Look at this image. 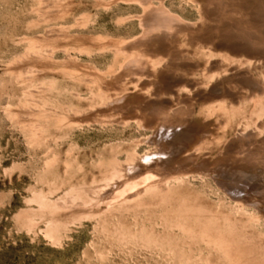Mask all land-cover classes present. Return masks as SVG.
<instances>
[{"label":"rangeland","instance_id":"rangeland-1","mask_svg":"<svg viewBox=\"0 0 264 264\" xmlns=\"http://www.w3.org/2000/svg\"><path fill=\"white\" fill-rule=\"evenodd\" d=\"M39 1L0 0V264H264L261 211L236 201L207 172L249 176L252 196H262L264 142L244 153L235 148L251 145V127L264 124V62L246 67L244 56L222 52L214 67L220 76L211 80L217 59L202 44L243 39L237 21L255 11V0H201L203 24L199 3L165 0L182 19L205 27L163 43L157 52L176 57L151 77L120 83L110 73L125 58L114 47L141 34L143 7L135 0H64L56 16L39 20ZM59 25L67 33L51 56L27 54L31 39ZM249 71L260 82L253 96L243 80ZM194 82L192 91L184 86ZM117 95L124 101H114ZM160 101L171 112L185 108L190 120L175 154L150 163L153 174L143 180L138 161L153 149L145 140L163 117L145 104ZM120 104L129 107L112 109ZM208 105L227 109L223 127L214 115L211 124L201 120ZM100 112L109 117L97 119ZM202 130L208 143L186 150Z\"/></svg>","mask_w":264,"mask_h":264},{"label":"bare ground","instance_id":"bare-ground-1","mask_svg":"<svg viewBox=\"0 0 264 264\" xmlns=\"http://www.w3.org/2000/svg\"><path fill=\"white\" fill-rule=\"evenodd\" d=\"M63 1L64 0H40L39 3L41 5L40 7H42V8L40 9V12L38 13V15H39L38 19L39 20H45V19L47 20L48 18H52L53 16H56L55 14H53V12L59 11L63 8V6H64ZM135 1H137V3H139V5H141L143 7V13L141 15H138L140 24L142 26V32L140 35H138L134 38H131L128 40H123L121 42V44L114 47V49L116 50V53H122L124 55V58H125L124 63L120 66V68L122 70H125L124 73L119 74L117 72L120 68L118 70L112 71L110 73L112 75V78L115 81V83L124 82V80H136L139 82L140 80H142L144 78L151 77L153 75V73L155 71L159 70V68L161 66L166 65L169 62V60H171V58L174 59V57H176V56H174V54H171V55L168 54L169 56H165V55L163 56L159 52H157V50H159L160 48H164L162 46L163 43L172 42L173 41L172 39H175V36L177 37V35L179 36L181 33H184V32H192V33L196 34L200 30H202L203 27H205V26H203V27L199 26V24L196 23L197 21L191 22V21H187L185 19H182L181 16L172 12L169 8H167L165 6V0H135ZM190 1L193 3H199V4H197L199 6L198 11L203 14L202 15L203 16L202 24H203V22L206 23L208 16L206 15L205 10L200 3L201 0H190ZM255 2H256L255 11L242 15V18L238 19V21H237V23L239 24V28L235 31V34L239 35L240 38H243V39H239V40L235 39L234 41L236 42V44H231V42L226 41L227 44H223L224 47L216 44V46H217L216 48H214L215 45L213 44V42L211 40L209 41L208 39H204L205 41H203V43L201 42L203 44V48H205L207 50H208V48L209 49L213 48L215 51V53L212 54V53H210V50H208L209 51L208 52L209 58L210 59H214V58L217 59L216 61H213V64L211 65V67L209 69L210 74L209 73L208 74H209L211 80H213L215 77L220 76L216 72L217 69H214V67L218 66L221 61H224L222 58V55H223L222 52L224 53L225 57L228 56V55H226L227 53L231 54L232 57H237V58L244 56L245 57L244 63L246 65V67H249L251 65V63H253V66H256L258 63L264 62V0H255ZM252 8H253V6H252ZM230 11H228V12H230ZM235 11H238V10H235ZM233 14L234 13H232V15ZM248 14H253V17H251V18L248 17ZM237 17H239V16H237ZM229 18H230V16H229ZM219 21H221V18H220V20H218L216 22V26L211 28V31H213L214 33L217 32L215 30V28H218V30H221V28L218 27ZM226 32L228 34H231V37L234 36L233 30L229 29ZM66 33H67L66 28L64 26L59 25V26H51V27L47 28V30L43 34H39L38 36H36V38L30 40V45L27 48V54L31 55L35 59H38V58L41 59V57H43V56H45V57L49 56V55L51 56L57 48V46H56L57 39H60L62 37L64 38ZM197 39H199V38L198 37L194 38V40H197ZM196 45H198V44H196ZM186 52H181L180 54L186 55V57L190 59L191 56H189L188 55L189 53L187 54ZM180 54H177V55H180ZM195 57H196V55L193 54L192 58H195ZM48 58H50V57H48ZM199 63L200 62L197 61V64H199ZM261 64L262 65H259V66H261V68L264 69V63H261ZM206 66H207V68H209V63H207ZM29 70L31 72V69H29ZM152 70H153V72H152ZM28 71L25 70L24 75L30 76V74H28ZM32 72L34 73V71H32ZM249 72H247V73H249ZM251 72H250V76L247 78H244L243 80H245V82L247 81L246 82L247 86L251 90V96H253L254 94H256L257 88H259V90H260V87H259L260 82H258L257 80H255L253 78V76L251 75ZM117 73L119 75H117V77H116ZM243 76H244V74H243ZM244 77H246V76H244ZM262 80L264 81V78ZM108 85L109 84L107 83L106 87ZM196 85L198 86L197 83L185 84L184 86H187L188 90L190 89L192 91ZM205 87H207V86H205ZM34 88H36V87H34ZM148 93L149 92L147 91V94ZM168 94L172 95L173 92H171V93L168 92ZM153 96L161 97L157 93H154ZM170 98L172 99V97H170ZM127 100L128 99H125V101H127ZM172 100H174V99H172ZM114 101L122 102L124 100L122 99L121 96L117 95L114 98ZM162 103L163 102L160 101V102H158V104H154V106L149 105V104H145V105H147L146 106L147 108H145V109H147V111L150 110L153 113H156L157 116H163V117H162V120L161 119L159 120L158 127H155L153 129L154 134L145 140L151 147H153V149L148 154L144 155L143 159L138 161V164H139L138 167H137V165H135L139 169H141L143 167V170H142V173H143L142 175H144L143 180L149 179L148 174L150 173V171L153 174V172H152L153 169L149 168L150 163H156V161L160 157H168L171 154L172 155L175 154L176 151L172 150L173 148H175L174 142H175V140H178L181 138V135L183 133V129L187 126V124L189 123V120H190L189 112L185 108L182 107L180 109H177V110H174L171 112V108H170L171 106L169 107L170 108L169 109L168 106H165ZM186 103L187 102H185L184 104H186ZM181 105H183V104H181ZM117 106L112 105V109H117V108L119 109L120 107H125L123 109V111H126L129 107L128 104H120ZM141 106L143 107V105H141ZM208 106H209V108L206 111H203V113H202L203 118L201 117V120L204 121L205 118H208V122L211 124V123H213V120H211L209 118V116L214 115V120L220 121V123L219 122L217 123V127L219 125H221L223 127L224 123H226L229 120V116L227 114H225L227 112V109L221 108L220 106H210V105H208ZM226 106H227V104H226ZM223 107H225V106H223ZM169 113H171V116L169 115ZM95 117L97 119H106L107 117H109V115L100 112V113L95 114ZM193 119H194V117H193ZM201 122L202 121H200V123ZM246 129L247 128H244L242 131H239L238 134L240 136H242L243 134H245L243 131H245ZM250 131L251 132H249L248 135L250 136V138L251 137L253 138L252 139L253 142L252 141L249 142V143L252 142L251 145H246V146L240 145L239 148H235V150L237 152L244 153L248 150H251V148L253 147V143L254 144L258 143L261 145V143L264 142V140H260V141L257 140L258 136H260V134L262 132H264V124L258 125V127H251ZM201 133L203 135L200 137L198 144L187 146L186 150H188L189 152L195 151L198 148L200 150V148H202L204 145H206L208 143L209 137L206 134L207 132L205 130H202ZM245 135H247V134H245ZM246 138H245V140H246ZM241 140H243V138L237 140L238 144L241 143ZM232 149L233 148L229 147L227 149V152H230ZM159 161H160V159H159ZM147 164H148V166L145 167V165H147ZM129 168L131 169V167H129ZM127 169H128V167H127ZM150 169H152V170H150ZM170 172L173 173V171H170ZM207 172H208V176L210 174L213 177L212 179H214V181H216L218 185H220L223 189H225V191L232 194L236 201H241L242 203H246V204L247 203L253 204L256 208H258L261 211L260 216L262 218H264V211H262V209L264 208V199L261 200L263 198L262 196H264V194H263L264 192L260 193V194H262L260 199L258 198L257 194L252 196V193L249 191L251 188L250 183L252 182L251 177H249V176L248 177L237 176L235 179L231 180L227 176H224V173L220 169H216V170L211 169ZM140 174L137 173V175H140ZM177 174H178V172H177ZM173 175H175V174H173ZM134 176H131V178L130 177L129 178L132 180V177H134ZM166 178L167 177H165V179ZM131 183L133 184L134 182L132 181ZM123 184H125V183H122V185ZM155 184H157V183H155ZM113 187H115V186H113ZM117 190L114 188V190H112V191H116L118 194ZM119 190H122V189H119ZM134 190H135V186H134ZM136 190H138V188ZM260 191H258V192H260ZM116 192H114V194ZM122 193L125 194L126 192L123 191ZM246 193H248V196H246ZM110 195L108 194V196H106V197H109ZM112 195H113V193H112ZM119 195H121V193L118 194V197L117 196H115V197L119 198ZM111 200L113 201L114 199L112 198Z\"/></svg>","mask_w":264,"mask_h":264}]
</instances>
